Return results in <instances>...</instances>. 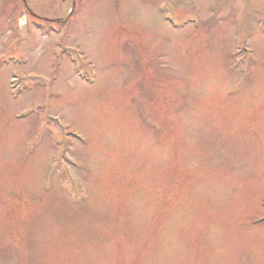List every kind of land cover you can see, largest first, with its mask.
<instances>
[{"label":"rangeland","instance_id":"1","mask_svg":"<svg viewBox=\"0 0 264 264\" xmlns=\"http://www.w3.org/2000/svg\"><path fill=\"white\" fill-rule=\"evenodd\" d=\"M0 264H264V0H0Z\"/></svg>","mask_w":264,"mask_h":264},{"label":"water","instance_id":"2","mask_svg":"<svg viewBox=\"0 0 264 264\" xmlns=\"http://www.w3.org/2000/svg\"><path fill=\"white\" fill-rule=\"evenodd\" d=\"M24 1V0H23Z\"/></svg>","mask_w":264,"mask_h":264}]
</instances>
